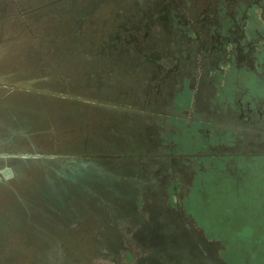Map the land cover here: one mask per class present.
Instances as JSON below:
<instances>
[{"label":"flooded vegetation","instance_id":"obj_1","mask_svg":"<svg viewBox=\"0 0 264 264\" xmlns=\"http://www.w3.org/2000/svg\"><path fill=\"white\" fill-rule=\"evenodd\" d=\"M63 9L72 39L59 62L40 57L47 84L0 85L69 102L89 122L78 150L59 151L70 139L55 136L49 148L31 137L30 114H9L0 256L227 264L220 241L176 211L198 176L234 164L239 184L242 162L264 159V0H74ZM23 218L37 226L33 243L4 244Z\"/></svg>","mask_w":264,"mask_h":264},{"label":"rangeland","instance_id":"obj_2","mask_svg":"<svg viewBox=\"0 0 264 264\" xmlns=\"http://www.w3.org/2000/svg\"><path fill=\"white\" fill-rule=\"evenodd\" d=\"M68 1L74 0H0V42L3 43L0 83L25 87L47 84L42 75L46 66L39 63V59L48 55L59 62L67 55L66 48L72 36L62 15L63 6ZM71 107L69 102L49 101L45 97L0 85V133L13 125L9 123V114L23 109V113L31 115L29 128L34 140H48L46 146L51 148L50 140L55 136L63 137L71 142L58 144L54 149L78 150L82 143V130L89 121L72 114ZM26 145L24 142L20 147ZM242 166L246 177H242L239 184L235 182V176L240 178L243 171L236 172L234 164L229 170L219 168L218 172L211 170L195 178V184L188 191L190 197L186 199L185 196L183 200L185 211L181 207L176 212L185 221L195 219L209 239L220 241L218 248L227 264H264V159L242 162ZM189 183L187 177L182 178L185 192ZM185 192L179 195L184 196ZM33 196L29 190L23 204L32 202ZM13 200L10 195L3 204ZM170 203L175 206L173 200ZM36 228L31 218H23L15 231L5 238L4 244L23 248L25 244L33 243V230ZM79 238L82 244V236ZM0 264H35V259L30 254L19 259L0 256Z\"/></svg>","mask_w":264,"mask_h":264},{"label":"water","instance_id":"obj_3","mask_svg":"<svg viewBox=\"0 0 264 264\" xmlns=\"http://www.w3.org/2000/svg\"><path fill=\"white\" fill-rule=\"evenodd\" d=\"M28 156H31V155H28Z\"/></svg>","mask_w":264,"mask_h":264}]
</instances>
